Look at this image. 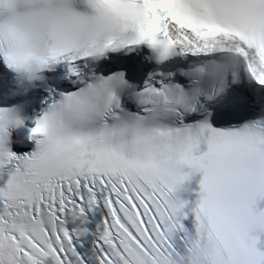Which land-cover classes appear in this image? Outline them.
I'll return each instance as SVG.
<instances>
[{
  "label": "snow or ice",
  "instance_id": "obj_1",
  "mask_svg": "<svg viewBox=\"0 0 264 264\" xmlns=\"http://www.w3.org/2000/svg\"><path fill=\"white\" fill-rule=\"evenodd\" d=\"M55 3L43 63L76 87L50 94L34 151L0 158V264H264L244 227L264 193V0ZM18 8L0 0L10 69L28 40ZM175 138L200 173L191 206H169L156 167Z\"/></svg>",
  "mask_w": 264,
  "mask_h": 264
},
{
  "label": "clouds",
  "instance_id": "obj_2",
  "mask_svg": "<svg viewBox=\"0 0 264 264\" xmlns=\"http://www.w3.org/2000/svg\"><path fill=\"white\" fill-rule=\"evenodd\" d=\"M17 7L22 9L20 16L24 30L28 33V40L25 58L21 64L11 69L13 76L8 82L6 96L24 95L38 86V81L42 79L41 74L48 68L43 63V57L50 46L49 34L54 28L56 17L55 0H17ZM21 111L20 105L13 104L3 108V112H0V158L9 152V127L18 126L14 123L16 120L22 122ZM163 144L165 151L156 161V167L160 178L172 186L168 203L170 207H175L182 199L184 192L185 181L181 177L188 176L189 171H185L180 163L181 140L175 138L164 141ZM261 199H264V193H258L250 204L252 211L244 225L249 234L264 233V209L256 210L255 207Z\"/></svg>",
  "mask_w": 264,
  "mask_h": 264
},
{
  "label": "bare ground",
  "instance_id": "obj_3",
  "mask_svg": "<svg viewBox=\"0 0 264 264\" xmlns=\"http://www.w3.org/2000/svg\"><path fill=\"white\" fill-rule=\"evenodd\" d=\"M28 153V152H27Z\"/></svg>",
  "mask_w": 264,
  "mask_h": 264
}]
</instances>
